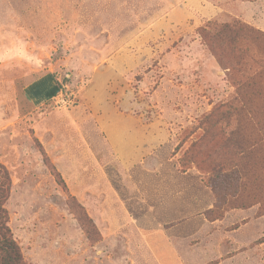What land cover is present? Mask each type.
Returning <instances> with one entry per match:
<instances>
[{
    "label": "rangeland",
    "instance_id": "obj_1",
    "mask_svg": "<svg viewBox=\"0 0 264 264\" xmlns=\"http://www.w3.org/2000/svg\"><path fill=\"white\" fill-rule=\"evenodd\" d=\"M233 21L264 34V0H0V165L24 264H264L254 125L230 127L252 149L227 153L246 189L187 155L237 94V58L223 67L200 31ZM247 59L240 98L261 118L264 39Z\"/></svg>",
    "mask_w": 264,
    "mask_h": 264
},
{
    "label": "trees",
    "instance_id": "obj_2",
    "mask_svg": "<svg viewBox=\"0 0 264 264\" xmlns=\"http://www.w3.org/2000/svg\"><path fill=\"white\" fill-rule=\"evenodd\" d=\"M200 35L223 67L227 66L224 60V54L227 51L237 58L236 64L225 67L229 70V77L234 81L237 94L232 101L217 105L204 119L203 133L192 143L187 155L190 161L202 171L206 164L199 158L203 156V158L214 159L207 170L209 174L222 175L230 180L238 181V186L246 189L249 185L251 186L253 180L237 167V160L234 162L228 159L227 153L230 151L238 153L240 162L242 157H246L252 149L236 141L234 139L236 129L230 130V127L233 121L253 124L257 136L254 138L252 147L257 148L258 152L259 150L264 152V117L255 116L250 111L248 103L240 98V94L242 96V92L254 83L252 77H247L248 53L253 45L264 39V34L242 21H233L213 30L201 29ZM260 66L261 68L256 72V77L259 78L264 74V59ZM59 88L60 86L58 91ZM10 187V175L7 169L0 165V264H24L22 251L8 226V212L4 207Z\"/></svg>",
    "mask_w": 264,
    "mask_h": 264
}]
</instances>
